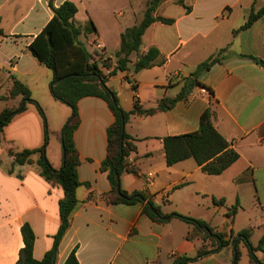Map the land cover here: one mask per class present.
Wrapping results in <instances>:
<instances>
[{"label": "crops", "instance_id": "crops-1", "mask_svg": "<svg viewBox=\"0 0 264 264\" xmlns=\"http://www.w3.org/2000/svg\"><path fill=\"white\" fill-rule=\"evenodd\" d=\"M49 1L0 0V95L8 94L13 77L25 82L43 107L48 128L63 151L59 132L72 111L51 94L53 73L29 50L54 15ZM64 1L54 3L59 6ZM71 1L78 6L75 22L83 30L80 39L127 111L134 108L135 97L150 108L157 107L164 97L177 96L199 64L225 47L228 50L222 60L199 75L206 88L196 86L171 109L133 115L126 124L127 132L138 139L137 150L128 158L138 171H123L121 185L130 193L142 190L153 196L164 213L173 214L167 222L152 220L143 213L141 204L107 201L104 194L112 185L101 165L107 156V130L115 115L100 97L86 96L79 101L81 122L75 142L82 185L57 264H64L74 248L80 264H171L178 256L197 255L203 245L213 247L200 234L189 239L194 226L175 213L205 220L227 239L249 230L251 242L258 245L264 235V15L248 28L240 27L253 9L264 6V0H185L190 10L175 0H163L155 15L175 21L153 22L141 46V53L158 48L156 64L135 72L138 57L133 54L130 68L115 73L121 34L143 19L149 0ZM100 51L108 58L105 64ZM21 101V96L0 98V112ZM208 108L213 112L214 125L238 151L239 159L217 175L204 172L194 158L168 165L164 137L196 131ZM44 139L43 118L34 103H27L26 110L5 127L0 142V264L19 261L25 246L24 223H30L34 230V257L38 260L52 248L59 229V202L64 190L41 174L39 153L33 155L31 163L16 164L10 171L14 161L11 150L40 148ZM53 142L50 138L47 156L61 168L63 162L57 163L60 153L51 156L49 152ZM148 172L154 174L150 184L144 177ZM214 198L225 199V204L215 203ZM237 202L238 212L227 215ZM238 241L240 264H252L247 245L241 237ZM257 254L264 259V251ZM236 255L237 248L229 244L188 264H232Z\"/></svg>", "mask_w": 264, "mask_h": 264}, {"label": "trees", "instance_id": "trees-1", "mask_svg": "<svg viewBox=\"0 0 264 264\" xmlns=\"http://www.w3.org/2000/svg\"><path fill=\"white\" fill-rule=\"evenodd\" d=\"M162 2L163 0H149L143 19L121 34V46L117 52V67L113 73L118 70H128L133 61L131 58L133 54L138 57L133 65L135 72L156 64V59L159 56L158 48L152 47L147 52L141 53V46L143 35L153 22L162 21L171 24L175 21L174 18L155 15ZM175 2L190 10V7L185 5V0H175ZM49 4L54 15L31 42L29 50L33 56L52 71L53 78L50 83V90L53 96L72 108L69 120L59 132L63 147L62 166L56 168L47 156L49 128L43 107L32 97L30 87L16 77L12 79V86L8 94L0 95V98L9 99L21 96L22 101L19 105L7 106L0 112V142L3 140L5 127L17 114L26 110L27 103H34L43 118L44 143L40 148H27L18 152L11 150L10 154L14 157V161L10 171L13 172L16 164L31 163L33 155L39 153L37 162L41 168V174L49 182L61 185L64 196L59 202L60 226L54 236L52 248L46 252L43 259H36L34 257L35 233L30 223L26 222L22 226L25 246L21 249L20 258L16 264H57L58 262L60 244L71 227L72 214L79 203L77 191L82 182L78 170L80 156L76 147L75 131L81 122L78 103L86 96H97L104 99L115 115L113 124L107 130V156L101 165V169L108 172L112 185L111 190L104 194L107 201L115 205L141 204L143 213L152 220L157 222L169 221L173 214L164 213L160 206L155 203L153 196L142 190H135L130 193L122 187L121 180L118 183L116 179V174L121 176L123 171L133 173L138 171V168L128 161L129 156L137 150L136 141L138 139L127 132L126 124L133 115H152L159 111L171 109L178 101L186 98L196 86L206 88L199 81V75L204 70L209 69L214 62L222 60L223 54L228 50V47H225L217 55L199 64L192 73V77L185 81L182 91L177 96L164 97L157 107L150 108L144 107L139 98L135 97L134 108L127 111L121 106L117 92L107 85V76L103 73L99 62L80 39L83 30L75 22V16L78 12L77 4L71 0H66L59 6L55 5L54 0H50ZM263 15L264 6L258 10L253 9L245 24L240 28H248ZM0 32H3L1 16ZM132 87L136 90L137 85L132 82ZM210 94L212 96L213 92L210 91ZM163 140L168 165L194 158L204 172L217 175L223 173L240 157L238 151L231 146V142L214 125L211 108L202 114L200 126L196 131L166 136ZM214 201L220 205L225 204V199L214 198ZM239 205L237 202L231 206L227 215L234 216L238 212ZM175 215L194 226V230L188 234L189 239L200 234L205 239H209L213 247L209 249L203 245L197 255L192 257L178 256L174 258L171 264H188L229 244L237 248V255L232 264H240L239 237L249 249L251 263L264 264V259L259 258L257 254L259 251H264V235L258 245H253L249 230H242L236 237L227 239L225 234L215 231L205 220L180 213H175ZM204 228H208L210 233L205 232ZM76 252L77 249L74 248L64 264H80Z\"/></svg>", "mask_w": 264, "mask_h": 264}, {"label": "rangeland", "instance_id": "rangeland-1", "mask_svg": "<svg viewBox=\"0 0 264 264\" xmlns=\"http://www.w3.org/2000/svg\"><path fill=\"white\" fill-rule=\"evenodd\" d=\"M51 94H52V92H51ZM52 95H53V94H52ZM58 103H59V102H58ZM63 105H65V107H67L66 109L72 111V108H71L69 105H67V104H63ZM48 113H51V109H48ZM50 129H51V128H50ZM50 129H49V131H48L49 139L52 138V140H54L55 142H53V144H52L51 147L49 148V152H50L51 156H52V154H53V156H55V155H59V153H60V159L57 161V163L60 165V163L63 162V158H62V156H63V151H62V150L60 151L58 138H57V136H54L55 134H53V132L50 131ZM61 144H62V143H61ZM62 148H63V147H62ZM59 165H58V166H59Z\"/></svg>", "mask_w": 264, "mask_h": 264}, {"label": "built area", "instance_id": "built-area-1", "mask_svg": "<svg viewBox=\"0 0 264 264\" xmlns=\"http://www.w3.org/2000/svg\"><path fill=\"white\" fill-rule=\"evenodd\" d=\"M98 46H100V48H103V45L102 44H99ZM100 55H101V60H103V62H104V64L107 62V60H108V58H107V56H106V54L105 53H102L101 51H100ZM144 177H145V180H146V182L148 183V184H150V183H153V178H154V174L152 173V172H148V173H146L145 175H144Z\"/></svg>", "mask_w": 264, "mask_h": 264}, {"label": "water", "instance_id": "water-1", "mask_svg": "<svg viewBox=\"0 0 264 264\" xmlns=\"http://www.w3.org/2000/svg\"><path fill=\"white\" fill-rule=\"evenodd\" d=\"M116 179H117V181H118V183H119V181H120V176H119V174H116ZM205 232H207V233H210V230L208 229V228H204L203 229Z\"/></svg>", "mask_w": 264, "mask_h": 264}]
</instances>
